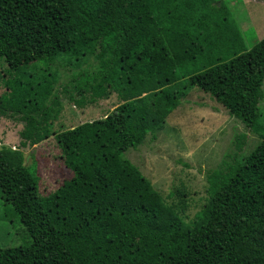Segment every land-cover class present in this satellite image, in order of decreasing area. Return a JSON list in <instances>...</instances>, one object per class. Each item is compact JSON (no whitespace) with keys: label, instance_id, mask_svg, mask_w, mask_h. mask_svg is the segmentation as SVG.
<instances>
[{"label":"trees","instance_id":"trees-1","mask_svg":"<svg viewBox=\"0 0 264 264\" xmlns=\"http://www.w3.org/2000/svg\"><path fill=\"white\" fill-rule=\"evenodd\" d=\"M226 2L0 0L1 67L21 72L34 61L87 52L97 69L72 75L63 92L92 100L97 86L121 100L103 117L54 134L79 204L53 211L34 161L0 167L1 198L24 235V243L0 246V264H264V32L248 49ZM143 30L158 33L156 56L128 61L125 45ZM141 70L155 71L162 84L151 98L138 97ZM19 79L9 96L20 92ZM185 87L207 93L260 136L247 154L233 152L206 170L204 203L192 217L182 184L165 194L123 157L163 128ZM244 137H235L236 149Z\"/></svg>","mask_w":264,"mask_h":264},{"label":"rangeland","instance_id":"rangeland-1","mask_svg":"<svg viewBox=\"0 0 264 264\" xmlns=\"http://www.w3.org/2000/svg\"><path fill=\"white\" fill-rule=\"evenodd\" d=\"M225 2L240 27L246 47L251 48L263 35L264 0ZM158 39V33L150 30L131 37L125 45L127 60L156 56L153 54L157 51ZM98 61L92 54L79 51L77 55L59 54L49 65L34 61L21 67V72L0 66V167L14 163L28 165L34 161L39 192L53 211L61 207L66 210L79 204L81 199L78 188L70 180L72 172L64 163V152L54 134L103 117L121 102L110 88L101 92L97 86L91 88L92 100L89 93L81 92L78 99L63 92L72 75L97 69ZM131 70L139 74L137 67ZM144 76L140 82L145 90L138 97L148 95L151 98L162 84L155 83V71ZM18 77H22L21 80ZM18 79L20 92L9 96ZM261 88L260 121L264 126V81ZM53 89L58 93L50 98ZM21 92V99L17 98ZM178 97L180 104L165 116L164 126L155 137L148 134L139 146L127 149L123 157L135 164L154 188L165 194L182 184L189 191L186 213L192 217L204 203L206 170L216 167L223 158H232L233 152L247 154L257 145L260 136L243 128L238 119L227 115L225 108L207 93L185 87ZM17 103L23 105V111ZM3 107L6 112L1 113ZM241 134L245 137L238 150L234 141ZM227 153L230 155L226 156ZM23 236L22 227L13 219L0 195V246L24 243Z\"/></svg>","mask_w":264,"mask_h":264},{"label":"crops","instance_id":"crops-1","mask_svg":"<svg viewBox=\"0 0 264 264\" xmlns=\"http://www.w3.org/2000/svg\"><path fill=\"white\" fill-rule=\"evenodd\" d=\"M263 32H264V30H263ZM263 36V35H262ZM95 94V93H94ZM96 95V94H95ZM121 101V100H120Z\"/></svg>","mask_w":264,"mask_h":264}]
</instances>
